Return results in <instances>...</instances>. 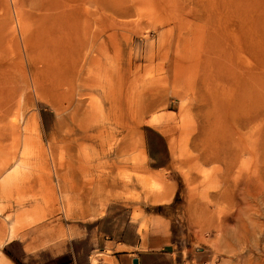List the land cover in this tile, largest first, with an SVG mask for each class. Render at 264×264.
Here are the masks:
<instances>
[{"label":"rangeland","instance_id":"374dc122","mask_svg":"<svg viewBox=\"0 0 264 264\" xmlns=\"http://www.w3.org/2000/svg\"><path fill=\"white\" fill-rule=\"evenodd\" d=\"M48 1L0 0V64L15 72L9 84L20 126L16 133L0 121V240L20 232L3 252L15 264H90L105 249L101 264H119L121 251L138 264H264V0H57L73 11L66 26L72 57L86 60L83 77L98 65L119 69L123 87L112 86L129 123L120 157L110 143L80 138L68 121L72 107L64 112L39 91L28 70L22 77L26 46L49 26ZM89 97L101 99L98 90ZM27 138L47 160L51 194L36 180ZM143 139L147 163L137 156ZM215 145L220 158L211 156ZM50 149L69 182L53 175ZM149 233L157 248L148 257L138 254L145 242L120 243Z\"/></svg>","mask_w":264,"mask_h":264},{"label":"bare ground","instance_id":"6f19581e","mask_svg":"<svg viewBox=\"0 0 264 264\" xmlns=\"http://www.w3.org/2000/svg\"><path fill=\"white\" fill-rule=\"evenodd\" d=\"M45 10H46L45 19L47 22L49 21V26H48V28H46V30H41V33L39 36L37 34H35L36 38L38 36V38H37L38 41L36 39V41H37L36 43H33L31 41V46H26V47H30V50H29V53L27 52L28 55L26 56L27 57V63H26L27 66L25 67V65L23 63H21V66L19 68V70L22 73V77H25L26 71L28 70L31 73L34 85L36 86V88L39 91L49 93L48 95H53V97L56 99V101L57 100L60 101V102H58L59 103L58 106L61 107V105H63L61 108L64 112H65V110H69L72 107L73 112H71L69 114L70 116L68 115V117H69L68 121L71 123V127L73 126V128L77 129L78 134L81 135L80 138L90 140L92 143L94 142V144L96 143L97 145H99L101 147L110 143L109 149L111 150L113 148V146H115L116 147L115 148V150H116L115 154L118 155L119 157L122 156L123 151H122L121 147H119L120 136H121L122 130L124 128L129 127V123L128 122L124 123L125 117H124V113H123V100H122L121 90L115 89L112 86L113 82H117L120 87L121 86L123 87V82L121 80V76L118 74L119 69L116 68L117 70L115 69V71H111V69H106V70L101 71L100 66L98 65L96 68L95 67L93 69L88 68L87 71L85 70V77H83L84 73L82 72V67L85 66L86 60L83 61V57H82V59H81L82 61L80 62L79 60L76 61L72 57L73 50H72V43H71V26H69V27L66 26V24L71 23L73 11L70 9V7L65 6L64 4H60V2L57 0H49L48 6H46ZM1 28H3V27L1 26ZM11 38L9 37V41H12ZM27 38L31 39L32 37L30 38L28 36ZM25 40H27V39H25ZM5 41H6V39H5ZM26 43L27 42H25V45H26ZM18 54L21 55L20 53L17 52V55ZM85 55H86V53H85ZM87 58L88 57L86 55V59ZM17 60H18V58H17ZM21 61L22 60H20L19 62H21ZM23 61H24V59H23ZM0 62H1V60H0ZM5 64H7V63H5ZM9 64L10 65H5V66H3V64H0V121L2 123H4V124L1 123V125H5L3 127H7L9 129H12L13 132L17 133V131H19L18 128L20 126L18 127V124H17V126L15 125V122L19 118V117H17L18 114H17V116H13L15 114V113H13V110H14L13 100H14L15 96L13 97V99H11L12 98L11 94L13 93V95H14L16 93L15 92L16 87H12L11 84H9V83H11L10 82L11 81V74L14 71L11 63H9ZM94 69L97 70L96 73L93 72ZM111 72H114L116 75L112 76ZM14 74H15V72H14ZM14 74H12V75H14ZM14 86H17V84L16 85L14 84ZM127 89H129L130 95H129V100H128V97L126 96V102L125 103L128 104L127 110H129V113L131 114L130 115L131 120L133 121L134 115H133L132 110L134 109V106H135L133 83H128ZM95 90H98V93L101 95V99L97 100V99H93V98L89 97L90 92L95 91ZM74 103H75V105L73 106ZM104 103L108 104L110 107V112H108L106 114L103 113V111H102ZM17 104H20V103H17ZM22 104H23V100H22ZM24 106L23 107L21 106V109L24 108ZM17 108H18V106H17ZM58 108L59 107H57L56 109H58ZM22 114H23V112H22ZM10 115H11V117H10ZM8 117H10L11 119L9 120ZM21 117H23V116H21ZM99 117H101L100 120H98ZM28 126H30V123ZM28 126H27V128H28ZM1 131H2V129H1ZM16 133H14V134H16ZM1 134H4V130H3V133L1 132ZM31 134H28V135H31ZM0 137L2 138V135ZM8 137H9V135H8ZM18 138L19 137H17V139ZM20 138H22V137H20ZM52 138H54V137H52ZM11 139H12V137H11ZM19 140H21V139H19ZM16 142H17V140H16ZM60 143H62V142H60ZM94 144H92V145H94ZM57 148L59 149V147H57ZM24 149H26L25 151L31 152V155L29 154L30 157H32L34 162L37 163L36 169L34 170V172L36 174V180H37L39 186H41V188L44 189L46 194H51V187L49 186V180H50L51 174L48 172L47 160H46L43 152L41 151L39 145H37V143H35L32 139L27 138L24 141ZM212 149L213 150H211V156L213 158H220V155L224 152L223 150L221 151V149L218 148L217 145H215V148H212ZM60 150H61V147H60ZM84 151L85 150L83 149V152ZM248 151H249V149H248ZM250 152L252 153V151H249V153ZM53 153H54V150L52 152L51 149L48 152L49 162L52 165V167L54 168L53 175L58 177L59 180L63 181L64 183L69 182L70 181L69 180L70 179V173H69L70 171H62V169H61L62 168L61 166L63 165L62 161H61L62 157L61 156L55 157L53 155ZM84 153H86V152H84ZM9 155L11 156L12 154H9ZM9 155H7V156L9 157ZM13 155H15V152H13ZM22 156H24L23 153H22ZM137 156L139 157V159L141 161H143V162L146 161V153H145L144 149H141ZM27 158H29V156ZM86 158H87V156H86ZM4 160H6V162H9V161H7L9 159L6 158V155H5ZM3 162H5V161L1 160V163H3ZM13 162H14V160H13ZM19 164H21V162ZM56 166H57V168H56ZM0 169H2V168H0ZM244 184H245V182H244ZM255 210H257V209H255ZM261 230L262 229L260 228V226L257 228L255 227L253 230H251L252 237H254L255 234H257V235L261 234ZM12 235H14V232H12L10 238L12 237ZM263 237H264V235H263ZM10 238H8V239H10ZM254 239H255V237H254ZM2 246H3V241L0 240V264H12L4 256V254H2V252H1ZM100 254H102V253L101 252L97 253V255H100ZM93 261L95 264H99V262L96 260V257L93 258Z\"/></svg>","mask_w":264,"mask_h":264},{"label":"crops","instance_id":"0c3cea01","mask_svg":"<svg viewBox=\"0 0 264 264\" xmlns=\"http://www.w3.org/2000/svg\"><path fill=\"white\" fill-rule=\"evenodd\" d=\"M143 138V137H142ZM143 149H144V151H145V153H146V150H145V146H144V139H143ZM146 163H147V154H146ZM147 168H148V166H147ZM157 168H160V167H157ZM149 170H153V169H150V168H148ZM156 170H161V168L160 169H156ZM156 178H158V177H156ZM103 214H101L100 215V217L102 216ZM146 224V222H144V223H141V225L139 226V228H138V231L140 232V234L141 235H144V232L142 231V230H144L143 229V226ZM52 231L53 230H48V234H52ZM137 231V229H135V232ZM14 232V235H12V237L10 238V239H7V240H5V241H3V246L1 247V252H2V254H4V256L12 263V264H15L4 252H3V250H2V248L5 246V245H7V244H10V243H12L13 241H15L17 238H18V236H19V234H20V232H18V234H17V236H15V231H13ZM145 242V248L143 249V250H140V253H138V254H143V255H145V254H147V257L149 256V255H153V254H155L156 253V248H157V243H156V239H155V236L154 235H152V234H148L147 235V238H146V240H144V239H142V238H140L139 237V235L137 236V238H136V240H133V241H131V242H128V243H125V242H120V243H122V244H124V245H128V246H131V247H139V246H141L143 243ZM121 247H123V246H121ZM26 248L27 249H29V248H31V246H26ZM120 250V249H119ZM99 252H101L102 254H100V255H97V253H99ZM111 253V250L110 249H105V250H100V251H94L90 256H89V260H90V264H95L94 263V261H93V258H95L96 257V260L99 262V264H101V263H103V261H101L98 257H101V256H103L104 254H110ZM127 255V257H128V259H130V260H132L133 259V256H130L131 254H127L125 251H121V252H117L116 253V255H115V257L117 258V260L119 261V260H121L120 262H119V264H126V256ZM136 256H138V255H136ZM139 262V261H138ZM113 264H115L114 263V260H113V262H112ZM139 264H142L141 263V261H140V263Z\"/></svg>","mask_w":264,"mask_h":264},{"label":"water","instance_id":"95a60500","mask_svg":"<svg viewBox=\"0 0 264 264\" xmlns=\"http://www.w3.org/2000/svg\"><path fill=\"white\" fill-rule=\"evenodd\" d=\"M133 264H138V260L137 258H134L133 261H132Z\"/></svg>","mask_w":264,"mask_h":264}]
</instances>
